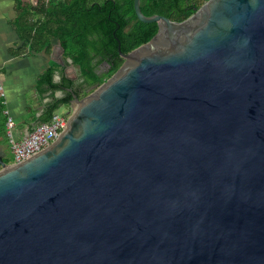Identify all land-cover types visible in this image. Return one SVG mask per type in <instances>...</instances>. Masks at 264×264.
<instances>
[{"label": "water", "instance_id": "obj_1", "mask_svg": "<svg viewBox=\"0 0 264 264\" xmlns=\"http://www.w3.org/2000/svg\"><path fill=\"white\" fill-rule=\"evenodd\" d=\"M134 9L158 32L0 158V264H264V0Z\"/></svg>", "mask_w": 264, "mask_h": 264}, {"label": "trees", "instance_id": "obj_2", "mask_svg": "<svg viewBox=\"0 0 264 264\" xmlns=\"http://www.w3.org/2000/svg\"><path fill=\"white\" fill-rule=\"evenodd\" d=\"M16 1L18 15L13 26L24 42V47L17 53L26 48L33 52L50 53L52 41H59L63 56L71 58L74 65L80 67V77L84 79L80 88L103 83L124 62L120 51L129 53L158 32L157 23H144L138 19L134 0H40L37 6ZM206 1L141 0V10L146 16L159 14L173 21H183ZM38 15L42 17L35 19ZM105 62L110 69L100 74L99 69ZM57 67L58 64L53 61L38 78L37 91L41 94L50 92L52 101L39 117L31 109L30 116L23 118L31 130L37 123L50 122L59 105H70L74 97L68 89H73L82 97L80 91L75 89L79 76L68 77L64 71L61 80L56 82L54 76ZM61 90H66V95L56 98L55 93ZM8 109L5 97L0 95V144L10 148L5 113ZM3 161L13 162L8 158Z\"/></svg>", "mask_w": 264, "mask_h": 264}, {"label": "crops", "instance_id": "obj_3", "mask_svg": "<svg viewBox=\"0 0 264 264\" xmlns=\"http://www.w3.org/2000/svg\"><path fill=\"white\" fill-rule=\"evenodd\" d=\"M40 0H22L24 4L37 6ZM18 15L16 0H0V79L5 90V99L8 111L14 117L19 136H25L31 131L29 125L23 121L30 116L33 109L36 116L43 114L46 105L52 100L50 92L39 93L36 84L39 76L55 61L58 64L54 78L59 82L62 72H67L68 77H80V67L74 65L71 58H65L60 48V42L52 41L51 51L33 52L24 47V42L19 37L13 24ZM41 18L38 15L36 18ZM78 80V79H77ZM78 82V81H76ZM20 115L17 117L15 115ZM34 125V124H33ZM2 153L0 158L7 159V145H0ZM11 153V152H10ZM13 160V154H11Z\"/></svg>", "mask_w": 264, "mask_h": 264}, {"label": "built area", "instance_id": "obj_4", "mask_svg": "<svg viewBox=\"0 0 264 264\" xmlns=\"http://www.w3.org/2000/svg\"><path fill=\"white\" fill-rule=\"evenodd\" d=\"M0 95L5 97V90L1 81ZM5 113L7 115V137L13 154L12 163L14 164L31 158L54 143L66 128L69 118V113L60 115L55 112L50 122L37 123L28 134L20 137L14 117L9 111H5Z\"/></svg>", "mask_w": 264, "mask_h": 264}, {"label": "flooded vegetation", "instance_id": "obj_5", "mask_svg": "<svg viewBox=\"0 0 264 264\" xmlns=\"http://www.w3.org/2000/svg\"><path fill=\"white\" fill-rule=\"evenodd\" d=\"M110 69V65L107 63V62H105V63H103V65L101 66V68L99 69V73L101 74V73H104V72H106V71H108ZM78 82H76V84H75V89H78L79 91H80V95L81 96H83L84 95V93L83 92H85V91H88V90H90L91 88H93L94 87V85L93 86H87V85H84L82 88H80L79 86H80V84H82L83 82H84V79L83 78H78V80H77ZM80 88V89H79ZM69 90V89H68ZM58 92V91H57ZM61 93H62V96L61 97H64L66 94V90H61L60 91ZM52 101V100H51ZM73 101V100H72ZM72 103V102H71ZM71 103H70V105H71Z\"/></svg>", "mask_w": 264, "mask_h": 264}, {"label": "rangeland", "instance_id": "obj_6", "mask_svg": "<svg viewBox=\"0 0 264 264\" xmlns=\"http://www.w3.org/2000/svg\"><path fill=\"white\" fill-rule=\"evenodd\" d=\"M98 1H102V0H98ZM89 91H91V89L89 90ZM72 110V107L70 106V105H67V104H63V105H59L58 106V108L56 109V112L57 113H59L60 115H65V114H67L69 111H71ZM15 116H17V117H20V115H15ZM16 120V119H15ZM0 145H2L3 146V144H0ZM2 147H0V154L2 153ZM11 151H9L8 150V152H7V156L8 157H5V158H8V159H11V154H12V152L10 153Z\"/></svg>", "mask_w": 264, "mask_h": 264}]
</instances>
